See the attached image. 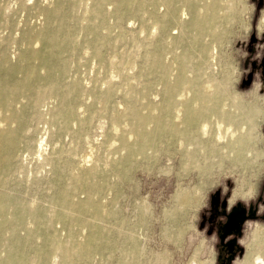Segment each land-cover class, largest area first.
<instances>
[{
  "label": "rangeland",
  "instance_id": "rangeland-1",
  "mask_svg": "<svg viewBox=\"0 0 264 264\" xmlns=\"http://www.w3.org/2000/svg\"><path fill=\"white\" fill-rule=\"evenodd\" d=\"M167 1L117 7L115 0H85V13L75 8L76 0H25L23 7L0 0V39L13 37L7 52L0 48V74L7 68L5 57L14 64L27 50L24 34L33 29L43 37L38 48L51 61L52 81L63 90L42 108L41 119L27 112L19 148L0 166V194L14 214L23 211L20 228L0 236V264H222L221 253L233 240L236 253L224 262L242 264L255 248L256 231L264 229V115L248 131L241 162L208 152L206 143L204 151L196 149V161L188 160L182 141L169 131L177 124L174 114L165 116L164 134L151 146L138 140L145 152L131 160L115 134L117 127H131L126 114L131 99L157 104L163 98L161 72L148 70V58L156 54L170 66L172 80L184 69L194 89L211 86L227 109L235 111L231 100L237 96L264 110V0H229L228 12L205 38L209 53L203 64L195 44L185 49L174 43L182 36V5L178 21L171 22ZM36 5H61L64 20L36 12ZM186 12L188 21L192 15ZM53 29L60 39L47 43ZM46 75L40 72L42 82ZM67 106L76 113L66 120ZM92 182L102 230L97 248L87 255L65 254L64 246L86 241L92 228L66 215L62 202L67 195L86 201ZM242 210V230L228 234L227 217Z\"/></svg>",
  "mask_w": 264,
  "mask_h": 264
},
{
  "label": "bare ground",
  "instance_id": "bare-ground-1",
  "mask_svg": "<svg viewBox=\"0 0 264 264\" xmlns=\"http://www.w3.org/2000/svg\"><path fill=\"white\" fill-rule=\"evenodd\" d=\"M15 1L20 7L25 5V0ZM65 1L67 0H60V2ZM115 4L117 7H133L135 0H115ZM167 5L169 10L165 17L171 22L178 21L176 10L179 5H182V36L175 38L174 43L179 44L182 42L185 49L195 44L198 49L199 63H205L204 58L209 53L205 38L213 35L212 27L214 23L220 19L221 15L228 12L229 0H168ZM75 8L83 10L85 13L89 10L85 7V0H76ZM34 9L40 14L50 16V18L64 20L62 19L61 5H57L53 9L36 5ZM186 11L192 15L188 21L184 20V15L187 14ZM90 16H93V14H90ZM41 22L43 23V21ZM261 22L264 24V18ZM60 35L59 31L53 29L51 37H47L46 42L57 43ZM40 38H43L40 33L35 32L33 29H27L24 34L27 50L18 56V60L14 64L10 63L7 57L4 58L7 68L3 74H0V166L19 148V132L27 128V112L31 110L34 115L41 119L43 117L42 108L48 106L53 97L62 96L61 86L59 83L52 81L51 78L53 70L51 61L46 58V53L38 48ZM11 42H13L11 35L0 39V48L7 52ZM35 59L40 60V66L33 64ZM175 59L179 61L178 57ZM42 70H45L47 74L44 82L39 77ZM148 70L161 72V83L164 87V89L162 88L163 98L157 104L144 102L145 99L143 100L144 103L140 104L135 102L134 99L130 100V104L126 108V114L131 120V127L128 130H121L117 127L119 129L116 128V133L114 132L118 135L121 144L128 150L127 160H131L138 153L145 152L144 145H137L139 139H143L151 146L164 134L167 127L164 119L167 114H174L177 124L169 127V131L170 134L179 137L182 141V154L189 157L188 160L194 159L196 161L198 158L196 149L199 147L204 151L203 145L205 143L212 147V149L208 147V152L216 153L235 162L245 160V152L249 148L248 131L256 129L258 125L256 119L260 115H264V110L256 104L243 103V100L237 96L231 100L233 106L235 105V111L227 109L228 104L223 103L217 97L216 91L212 90L211 86L194 89L192 80L183 71L184 69L176 79L172 80L170 66L162 63L160 54L148 58ZM126 87L125 92L128 93ZM148 88L149 85H146L144 94L148 93ZM177 94L181 97H177ZM66 109L67 117L65 119L67 120L68 117L74 116L76 111L72 106H67ZM239 120L244 122L239 124ZM25 134L23 132L22 136H25ZM44 141V139H41L39 143V150L41 151L43 150ZM114 144L117 145L115 141ZM91 174H93V171ZM86 190L88 193L86 201L77 203L67 195L62 202L66 215L73 214L77 224H85L92 228L89 239L86 241L79 242L73 239L71 248L64 246L65 254L75 251L80 255H87L90 250L97 248L98 238L102 234L96 218L100 214V206L93 197L94 192L97 190L96 183H87ZM11 208L8 197L0 194V236L3 235L4 230L5 233L13 234L23 223L21 218L22 209H16L17 214H14ZM48 241L54 243L51 239ZM59 244V242H56V246ZM132 246L134 253L135 241ZM254 247V249L249 248L242 264H264V229H257ZM46 248L44 247V252Z\"/></svg>",
  "mask_w": 264,
  "mask_h": 264
},
{
  "label": "flooded vegetation",
  "instance_id": "flooded-vegetation-1",
  "mask_svg": "<svg viewBox=\"0 0 264 264\" xmlns=\"http://www.w3.org/2000/svg\"><path fill=\"white\" fill-rule=\"evenodd\" d=\"M245 214L244 210L241 212L232 211L230 212L229 216L227 217V220L225 222V230L228 234H235L242 230V226L244 223V219L242 216ZM233 241H230L227 244V247L224 249V251L221 253L223 254V262L222 264H226L225 259H227L228 255L231 256L236 253L237 244Z\"/></svg>",
  "mask_w": 264,
  "mask_h": 264
}]
</instances>
